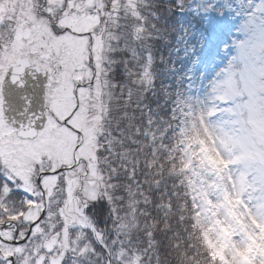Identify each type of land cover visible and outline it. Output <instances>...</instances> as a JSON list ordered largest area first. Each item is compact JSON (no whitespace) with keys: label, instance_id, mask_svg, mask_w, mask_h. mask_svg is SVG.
Returning a JSON list of instances; mask_svg holds the SVG:
<instances>
[{"label":"rangeland","instance_id":"1","mask_svg":"<svg viewBox=\"0 0 264 264\" xmlns=\"http://www.w3.org/2000/svg\"><path fill=\"white\" fill-rule=\"evenodd\" d=\"M45 1L40 10L37 0H0V86L17 58L38 61L40 55H50L58 48L69 51V59L75 56L72 45L76 40L68 34L49 42L52 33L47 29L49 22L44 20L47 7L62 10L57 14L62 29L83 34L92 33L101 25L95 46L98 49L104 46V35L108 41L115 39L111 26L121 24L119 16L124 11L131 19L139 18L136 12L139 0H113L107 15L102 0H68L67 5L64 0ZM101 8L103 12L93 14ZM179 13L201 18L205 32L197 37L198 47L188 44L183 48L186 55L192 56L186 71L189 78L186 110L176 125V147L166 154L180 153L176 172L184 177L183 187L191 201L193 220L212 258L223 264H264V151L261 146L264 145V0H188ZM181 22L186 24L184 20ZM25 30L31 31L26 41ZM134 33L138 35L140 29L135 27ZM55 43L59 44L56 51L52 49ZM56 56L59 57L58 53ZM104 90L105 87L98 86L96 92L85 100L80 97L78 103L68 93L56 96L53 102L47 103L50 112L40 138L24 143L4 123L0 94V168L10 179L19 182L15 187L22 189L26 199L22 219L28 223L41 211L40 203L35 209L30 207L40 197L31 175L39 154L47 156L52 161V170L57 171L72 166L76 149L77 159L96 157L101 138L109 137L105 128L106 104L114 97V89L107 97L102 96ZM67 118L68 128L62 124ZM247 120L252 124L262 154L251 147L250 136L243 135L242 128H249ZM78 134L82 142H78ZM144 137L153 156L160 137L155 133ZM82 169L78 168L81 173ZM60 177L43 181L47 201ZM75 180L72 196L80 189L85 202L108 199V178L98 166L88 167L81 181ZM8 192L6 187L3 202ZM54 204L53 201L47 204V214L33 227L29 245L3 247L4 254L17 257L19 264H35L43 244L56 237L57 248L70 253L65 264H79L89 245H81L85 239L82 234L71 237L74 227L70 228L69 222L73 220L67 218L69 224H63L64 213ZM128 205L129 212L118 225L123 235L134 225L133 203ZM100 236L102 245L110 251L112 242L104 241V244L103 236L108 237ZM4 238L11 237L7 234ZM116 256V260H122L125 255L118 252Z\"/></svg>","mask_w":264,"mask_h":264},{"label":"trees","instance_id":"2","mask_svg":"<svg viewBox=\"0 0 264 264\" xmlns=\"http://www.w3.org/2000/svg\"><path fill=\"white\" fill-rule=\"evenodd\" d=\"M139 2V18L131 19L124 11L121 24L111 28L122 52V90L107 100L105 128L109 137L122 142L123 174L109 177L108 199L93 204L94 224L112 242V264H223L212 258L193 220L184 177L176 172L180 153L166 154L176 147V125L186 110V71L192 56L183 48L197 46L204 25L198 16L179 13L188 0ZM111 78L115 85L116 68ZM246 124L243 135L250 136L251 147L264 156L252 124L248 120ZM147 133L160 137L153 156L146 146ZM130 203L134 225L123 235L118 225ZM89 243L90 251L79 264H105V253L91 238ZM118 252L125 255L122 260H116Z\"/></svg>","mask_w":264,"mask_h":264},{"label":"flooded vegetation","instance_id":"3","mask_svg":"<svg viewBox=\"0 0 264 264\" xmlns=\"http://www.w3.org/2000/svg\"><path fill=\"white\" fill-rule=\"evenodd\" d=\"M37 1L40 3L38 8L42 10L46 5V1ZM108 1H111V3L113 2V0ZM64 2V5L68 4V0H64ZM105 2L107 1L102 0L101 5L105 7H103V11L107 15L108 12L106 10L110 9V7L104 5ZM101 11L102 8L97 9L93 11V14L95 15L96 13H101ZM61 12L62 10L56 11L53 6L49 8L47 7V12H45V15L47 16H44V20L49 22L47 24V29L52 33V36L49 37V42H52V40L57 41L60 39V35L62 34H68V36L76 40L72 45L75 47L73 51L75 56L69 59V51L65 49L60 51L58 48L57 52H52L50 55H40L38 61L37 59H34L33 61L30 57H28V59L26 57H20L14 62L15 64L19 59H26L31 65H34L39 70L46 72L47 85H49L45 88L44 112L46 116L50 112V107L47 106V103L49 104L50 102H53L58 95L61 97L68 93L71 99L78 103L80 102V97L85 100L87 97L96 92L98 86H101V88L105 87V90L102 91V96L107 97L109 92L114 89L113 79L111 78V71L113 68H116L117 75V81L115 83L116 92L122 90V52L120 44L111 38L108 41L107 35H104V46L100 49L96 48V41L98 39V33L101 29V25L97 26L92 33L79 34L71 32L68 29H62L59 27V17H57V14ZM50 15L58 19H52ZM105 16L103 15L104 20L106 19ZM25 31L23 34V39L26 41L28 40L31 31L28 34L29 36L27 39L24 38ZM56 44L59 47L58 43H55L54 47H52V49L55 51ZM57 53L59 55L58 58H56ZM70 54H72V52H70ZM75 60L78 62L75 63ZM0 94L2 97V84L0 86ZM66 120H68V118L64 119L62 124L68 128L69 126ZM80 135L81 134H78V142H82V137ZM39 138L40 137L33 141H23L18 138L17 139L24 143L35 142ZM100 141L101 147L98 149L96 157L86 158L87 160L83 158L77 159L76 149L73 155L72 166L61 168L57 171L52 170V161L47 159V156L45 157L43 154H39L37 164L33 165L32 167V171H34V173L32 172L31 175L37 189L36 192L39 193L40 197L37 201H34L35 203L30 207L35 209L37 205L41 204V211L38 217L30 223L22 219L26 209V199L24 198L22 191H12V194L9 195L10 188L7 185H3V177L8 175L0 168V185H3L0 186V225L8 227L4 230L2 240H0V250L3 254V247H15L14 245L16 241L19 242V246L26 244L29 245L28 242L30 241V235L27 240L24 242L21 241L26 238L28 230L32 224L39 221L40 218L41 220L37 225H39L44 220L45 215L47 214V204L49 205L52 201L55 202L54 207L59 209L61 208L62 212L64 213L63 224L68 225L70 223L71 225L69 227H74L71 229L72 233L70 232L71 237H74V235L77 233L84 236L86 235V232H90L89 227H91V223L93 221L91 210L93 207V202H85V200H83L81 197L82 194L80 189H78L74 196H72L74 182L76 181L75 179L77 178L78 181H81V179L86 175L88 167L95 168L96 166H98L102 175L108 179L113 174H123L124 153L122 150V142L114 137H104L101 138ZM80 144L81 143L78 145ZM80 166L84 168L82 169V173L80 170H78ZM57 176H62V178L60 177L57 179L55 192L52 196L48 197L47 201L46 191L43 188L42 183L49 177ZM6 187L8 188L9 192L8 194L6 193V198L3 202L2 194H5ZM67 218H71L73 221L67 223ZM85 225H88V227ZM7 234L11 237L10 240L4 238L7 236ZM56 240L57 241L49 253H45L44 246L46 243H44L39 256L45 255L46 259H49L57 257L62 253L64 256L63 264H65L70 253L65 251V249H58V239L56 238Z\"/></svg>","mask_w":264,"mask_h":264},{"label":"water","instance_id":"4","mask_svg":"<svg viewBox=\"0 0 264 264\" xmlns=\"http://www.w3.org/2000/svg\"><path fill=\"white\" fill-rule=\"evenodd\" d=\"M30 32L26 31L24 38ZM47 85V74L31 65L26 59H19L11 66L2 84V110L5 123L13 129L17 138L23 141H33L39 137L45 127L44 95ZM5 227L0 225V237ZM94 238L98 236L93 231ZM55 239L45 245V250L53 248ZM5 257L0 252V259ZM107 262L111 264L106 252ZM62 255L49 260V264H61ZM44 257H39L36 264H42Z\"/></svg>","mask_w":264,"mask_h":264},{"label":"snow or ice","instance_id":"5","mask_svg":"<svg viewBox=\"0 0 264 264\" xmlns=\"http://www.w3.org/2000/svg\"><path fill=\"white\" fill-rule=\"evenodd\" d=\"M19 182L17 180L10 179L8 176L3 177V185H7L10 188L9 195L12 194V191H21L22 189L15 187L16 184ZM0 185V186H3ZM2 240V238H0ZM14 246H19V242L16 241ZM0 264H15V258L14 256H8L4 259H0Z\"/></svg>","mask_w":264,"mask_h":264}]
</instances>
